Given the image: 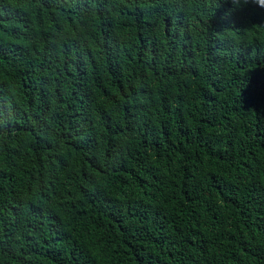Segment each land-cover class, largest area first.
<instances>
[{"label":"trees","instance_id":"16d2710c","mask_svg":"<svg viewBox=\"0 0 264 264\" xmlns=\"http://www.w3.org/2000/svg\"><path fill=\"white\" fill-rule=\"evenodd\" d=\"M0 264H264V0H0Z\"/></svg>","mask_w":264,"mask_h":264}]
</instances>
